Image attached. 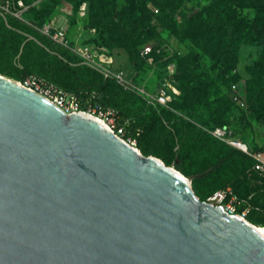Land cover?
<instances>
[{
    "label": "water",
    "instance_id": "obj_1",
    "mask_svg": "<svg viewBox=\"0 0 264 264\" xmlns=\"http://www.w3.org/2000/svg\"><path fill=\"white\" fill-rule=\"evenodd\" d=\"M195 177L0 74V264H264Z\"/></svg>",
    "mask_w": 264,
    "mask_h": 264
},
{
    "label": "trees",
    "instance_id": "obj_2",
    "mask_svg": "<svg viewBox=\"0 0 264 264\" xmlns=\"http://www.w3.org/2000/svg\"><path fill=\"white\" fill-rule=\"evenodd\" d=\"M25 1L31 4L36 0ZM62 1L43 0L40 8L30 7L26 19L36 28L11 20L13 29H9L0 17V74L23 84L32 76L45 77L62 89L79 95L86 107L98 104L104 110L116 109L120 122L131 120L126 125L125 138L137 140V147L144 155L163 159L156 150L147 149L142 144L143 139L160 133L164 129L162 120H177V115L162 106L150 107L140 120H135L133 116L142 112L144 102L91 68L70 64L78 59L38 30L54 18ZM67 1L73 7L72 22L79 17L85 28L96 30V34L82 45L108 50L123 48L137 71L147 70V60L141 56V49L146 43L156 41L158 33L154 19L170 34L189 42L191 50L185 55L176 52L167 59L165 52L155 55L160 69L171 62L176 64L175 78L180 95L170 106L182 110L190 118L186 121L180 119L177 125L180 158L174 165L187 177L198 176L192 185L201 200H206L220 188L232 186L231 180L236 172L249 175L253 159L214 138L208 131L197 127V123H200L198 112L201 108L208 109L207 121L213 123L208 129H233L235 124L246 126L254 121L264 123V0H205L197 9L189 10H185L184 5L192 0H127L121 8L118 0ZM84 2L87 3V11L85 17H81L79 9ZM163 42L168 41L157 43ZM242 44L263 47L259 60L249 68L247 110L238 109L229 95L231 85L241 77L236 68ZM18 55L22 68L13 62ZM202 56L211 61L208 70L197 65ZM215 70L218 72L211 76L210 72ZM218 83L227 88L223 101L209 98V93ZM93 92L95 96L91 97ZM233 131L235 135H240L235 129ZM253 148L264 151V147L257 145ZM163 161L170 166L172 159L166 157ZM251 176L259 182L255 183L251 193V202L256 206L259 197L264 195V177L258 174ZM236 194L241 198L251 195ZM259 210L253 209L248 220L263 226L264 213Z\"/></svg>",
    "mask_w": 264,
    "mask_h": 264
},
{
    "label": "built area",
    "instance_id": "obj_3",
    "mask_svg": "<svg viewBox=\"0 0 264 264\" xmlns=\"http://www.w3.org/2000/svg\"><path fill=\"white\" fill-rule=\"evenodd\" d=\"M42 1L43 0H36L33 3L28 4L25 0H0V17L4 20L9 29H13L10 24L11 20H16L31 27H35L31 21L26 19V13L30 7L35 6L40 8ZM61 11L73 13V7L69 3H65V6L61 8ZM86 11L87 3L84 2L79 9V15L81 17L85 16ZM38 30L54 42L70 48L73 52L79 55L81 59H83V63L98 71L104 76V78L114 80L124 90L137 93L145 99L148 104L171 108V102L180 95L179 88L177 87V80L175 78L176 64L174 62H171L166 66V76L163 79L164 81L155 89H150L147 86V81L142 84L135 83L125 68L115 67L114 56L107 48H99L93 45H82L79 43L72 45L68 38L69 21L66 17L59 16L58 19H52L41 28H38ZM29 38L33 37L29 36ZM163 52L167 54L165 59L173 56L176 52L179 54L181 53V51L173 47L169 42H163L160 44L150 41L142 47L141 56L145 57L148 63L153 69H155L157 62L155 55H161ZM24 85L43 94L67 113L82 112L99 118L120 138L128 143L131 142L130 138H125L126 125L130 124L131 120L125 119L120 122L119 114L115 109L104 110L98 104H88L86 107L79 95L62 89L45 77L32 76L27 79ZM229 95L238 109H248L249 105L245 96V91L241 89L239 84L234 83L231 85ZM90 96L94 97L95 93L93 92ZM208 131L215 138L243 151L253 159L254 163L251 168L248 169L250 176L258 174L264 177V151L254 150L252 146L240 139L239 136L235 135L233 129L230 127H214L208 129ZM252 196L253 195H249L247 198H241L234 192L233 187L228 185L215 191L206 201L215 205L223 206L229 213L239 215L249 221L248 216L250 212L255 208L259 209L251 202ZM253 225L256 226L255 224ZM262 227L264 228V225Z\"/></svg>",
    "mask_w": 264,
    "mask_h": 264
},
{
    "label": "rangeland",
    "instance_id": "obj_4",
    "mask_svg": "<svg viewBox=\"0 0 264 264\" xmlns=\"http://www.w3.org/2000/svg\"><path fill=\"white\" fill-rule=\"evenodd\" d=\"M205 2H206L205 0L188 1L185 3L184 8L185 10L186 9L189 10L192 8L197 9L199 4H202ZM65 3H69V2L67 0H63L61 2L58 12L54 16L53 19H58L59 16L66 17L70 23V28L68 31V38L70 39L72 45L76 43L83 44L84 42L88 41L93 35L96 34V30L85 28L82 22V19H80L79 17L75 22H72L74 14L68 13L67 11H64V12L61 11V8L65 6ZM118 4H119V7L121 8L127 4V0H118ZM157 12L158 11L155 10L156 14ZM191 13L192 11L190 10V14ZM153 21L157 26V33H158L157 37L154 39L156 41H153V42L157 43L158 41H162V40L168 41L170 44H172L173 47L181 51L182 55H185L190 52L191 48H190L189 42H183L176 36L170 34L164 27L159 25L156 19H154ZM59 46H62V45L59 44ZM62 47L66 49L70 55L78 59L77 62H70V64L72 65L80 64L82 66L89 67L87 64L83 63V59H81V57L77 55L75 52H73L70 48L64 47V46ZM262 49H263L262 46H251V45H246V44H242L240 47L239 62L237 64L236 72L239 73L241 77L239 80L236 81V83L239 84L241 89L245 91V96L247 95V79L251 77L249 73V68L252 67L259 60ZM109 51L115 58H117V63H115L114 66L118 68L119 67L125 68L129 72L130 77L133 79L135 83L142 84L143 82L147 81V86L150 89H155L161 82L164 81L163 79L166 76V67H164L163 69H160L158 62H156L155 69H153V67L147 61V64H148L147 70L137 71L136 69L133 68L132 64L129 61L128 53L123 48L111 49ZM13 62H14V65H16L19 68H22V64L19 61V55L13 59ZM197 65L200 69L204 68L208 70V68H210L211 61L207 56H202L200 57ZM217 72L218 70H215L213 72H210V74L211 76H215ZM127 92L133 94L134 96L139 98L142 102H144L142 112L139 113L138 115L133 116V118L137 121L140 120L143 114L146 113L148 108L150 107L161 108V105L155 106V105L148 104L145 99H143L141 96H139L135 92H132V91H127ZM225 94H227V88L223 87L222 84L218 83L217 86L214 89H212L211 92L209 93V98H211L212 100L220 99L221 101H223ZM203 96L204 95H202V97ZM165 108H168V107H165ZM108 109H114V108H108ZM168 109L171 110L173 113H175V115H177L178 117L177 120L176 119L174 120L163 119L162 124L164 126V129L160 133L144 138L142 144L149 150H156L157 152H159L160 155L163 157V159L161 158L162 160H164L166 157H170L172 159L170 166L173 168H176L174 165V162H177L180 158V154H179V151H180L179 143L180 142H178L177 140V125L180 119H182V121H186V120H189L190 118L182 110L173 109L172 107L171 109L170 108ZM207 111L208 109L205 110L204 108H201L198 112V114L201 115L200 116L201 124L197 123V127H200L204 131H208L207 127H211L213 125L212 121L211 122L207 121L208 120ZM234 129L238 131V133L240 134L238 135L239 138L242 139L244 142L248 143L250 146L254 147L255 145H257L259 147H264V123L254 121L250 125H246V126H243L241 124H235L233 127V130ZM130 143L133 144V146L135 147H137L139 144V142L134 139L131 140ZM240 173L239 172L235 173L234 178L231 180L232 181L231 185L234 191L238 193L239 195L241 196L249 195L254 191V187L256 185L255 183H257L258 180L255 179V176L245 175V173L243 174V172L240 175ZM255 205L258 208H260L259 210L260 212L264 213V195L259 197ZM255 217H257V214Z\"/></svg>",
    "mask_w": 264,
    "mask_h": 264
},
{
    "label": "bare ground",
    "instance_id": "obj_5",
    "mask_svg": "<svg viewBox=\"0 0 264 264\" xmlns=\"http://www.w3.org/2000/svg\"><path fill=\"white\" fill-rule=\"evenodd\" d=\"M99 119V118H97ZM100 120V119H99ZM102 121V120H100ZM103 122V121H102ZM105 123V122H103ZM135 147V146H134ZM137 150L141 151L139 148L135 147ZM187 177V176H186ZM260 225V224H259ZM256 225L255 227L258 229V231H260V233H262L264 235V228L262 226Z\"/></svg>",
    "mask_w": 264,
    "mask_h": 264
},
{
    "label": "crops",
    "instance_id": "obj_6",
    "mask_svg": "<svg viewBox=\"0 0 264 264\" xmlns=\"http://www.w3.org/2000/svg\"><path fill=\"white\" fill-rule=\"evenodd\" d=\"M114 59H115V63H117V58L114 57Z\"/></svg>",
    "mask_w": 264,
    "mask_h": 264
}]
</instances>
